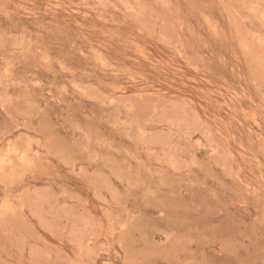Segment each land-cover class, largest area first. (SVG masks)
Segmentation results:
<instances>
[{"label":"rangeland","instance_id":"1","mask_svg":"<svg viewBox=\"0 0 264 264\" xmlns=\"http://www.w3.org/2000/svg\"><path fill=\"white\" fill-rule=\"evenodd\" d=\"M0 264H264V0H0Z\"/></svg>","mask_w":264,"mask_h":264}]
</instances>
